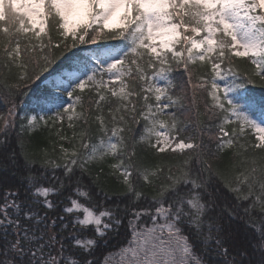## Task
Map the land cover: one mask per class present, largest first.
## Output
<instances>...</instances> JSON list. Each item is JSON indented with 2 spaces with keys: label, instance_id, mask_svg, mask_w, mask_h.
<instances>
[{
  "label": "snow or ice",
  "instance_id": "1",
  "mask_svg": "<svg viewBox=\"0 0 264 264\" xmlns=\"http://www.w3.org/2000/svg\"><path fill=\"white\" fill-rule=\"evenodd\" d=\"M110 40L123 45L99 46ZM81 45L98 47L19 112ZM0 67L20 70L0 116V168L18 177L0 202V264H110L98 253L122 229L116 264H242L222 221L264 218V96L249 87H264V0H0ZM65 119L81 128L70 148L34 143ZM165 152L182 155L161 179L146 154Z\"/></svg>",
  "mask_w": 264,
  "mask_h": 264
},
{
  "label": "trees",
  "instance_id": "2",
  "mask_svg": "<svg viewBox=\"0 0 264 264\" xmlns=\"http://www.w3.org/2000/svg\"><path fill=\"white\" fill-rule=\"evenodd\" d=\"M122 45L123 41L121 40H110L101 42L99 46L117 47ZM96 47H98V45H81L78 48H74L70 52L65 53L63 57H61L54 65H52L48 72H45L41 76L40 80L31 83L30 89L25 90L24 96L17 97V102L20 104L18 111L21 113L27 112L29 116L35 114L38 98L53 94V90L51 88V81L54 80L53 77L64 74L70 70L71 66L74 64L75 57L73 54L75 53L76 56H82L86 54L84 51L85 49H94ZM234 65L240 72L245 70L251 72L253 69V66L251 65V62L248 58H234ZM197 67L199 68V65ZM201 70L203 71V69ZM181 72L182 70H178L175 75L180 76ZM19 74L20 70L15 67L12 68L11 72H8L0 67V116L6 115L8 107L5 103V84H14ZM6 76L7 80H5ZM182 78L185 81L187 79L186 76H183ZM47 80L50 81L48 82ZM249 87L253 89L252 94L257 99H259L261 96H264V87H261L258 84L256 86L250 85ZM85 96H87V93H85ZM199 96L204 97V100L200 101L201 109L203 110V103L208 98L203 92L199 93ZM60 99L67 100L68 97L66 95H61ZM255 115L259 117V109L256 110ZM205 120H207L206 117ZM74 131L79 133L81 128L79 125H77L75 128L69 127V122L67 119H65L62 127L58 125L57 128L53 129H38L37 131L30 133V136L36 145L50 151L53 146L58 149L61 143H63L65 147L70 148ZM139 131L140 129L137 128V133H139ZM58 132L59 135H57ZM244 135L249 141L254 142V137L256 135L254 130H246ZM60 136H66L68 137V140L61 141L59 138ZM138 151H140V148H138ZM181 155V153L165 152L163 154H159L158 157H154L151 153L146 154L147 162L155 163L165 170L164 172L158 173L161 179H163L164 175L167 174V167L170 164L180 162ZM3 162L4 154L0 152V163ZM221 163H223V161ZM243 171L244 169L241 168L239 171L235 172L234 175H239V173ZM104 180L108 186H114V183L110 177H105ZM17 183L18 177L13 175V170L10 167L7 170L0 168V202H2L5 188ZM253 217L254 223L252 225L249 224V217L247 216H240L236 219H230L225 216L224 220L222 221L223 227L225 229L226 239L228 241L227 246L229 247V251L235 255L236 258L242 262V264H264V250L261 249L260 244V231L264 229V218L261 217L258 210L253 213ZM129 239L130 234L122 229L121 234L107 242L106 246L100 249L98 255L103 256L105 253H107V258L110 264L114 263V257L118 254L121 246L125 245L126 241ZM212 259L213 262H215V260L220 258L216 257L213 253Z\"/></svg>",
  "mask_w": 264,
  "mask_h": 264
},
{
  "label": "rangeland",
  "instance_id": "3",
  "mask_svg": "<svg viewBox=\"0 0 264 264\" xmlns=\"http://www.w3.org/2000/svg\"><path fill=\"white\" fill-rule=\"evenodd\" d=\"M57 76L58 75L54 76L53 79L55 80ZM47 81L49 82L50 80H47ZM117 258H118V254L114 257V259H113L114 260V263H112V264H116Z\"/></svg>",
  "mask_w": 264,
  "mask_h": 264
}]
</instances>
